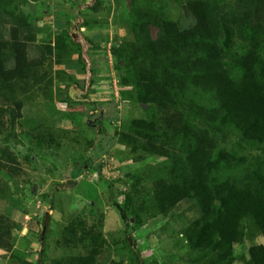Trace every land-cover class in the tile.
I'll use <instances>...</instances> for the list:
<instances>
[{
  "label": "trees",
  "instance_id": "obj_1",
  "mask_svg": "<svg viewBox=\"0 0 264 264\" xmlns=\"http://www.w3.org/2000/svg\"><path fill=\"white\" fill-rule=\"evenodd\" d=\"M165 4L130 0L137 39L124 45L118 58L123 82L130 87L122 93L151 114L132 119L118 141L134 153L161 159L128 173L133 181L127 182L122 202L114 200V183L106 180L110 201L125 223L132 264H143L134 232L157 217L168 218L183 201H192L198 209V216L179 230L198 256L195 264H235L237 258L264 264V243L256 242L264 238V161L243 165L242 158L219 141L220 129H228L237 137L236 145H257L264 154V0H186L182 9L189 25L171 18ZM5 20L11 24L0 28V95L14 104L9 123L15 125L23 106L16 99L17 87L21 89L38 62L30 57V41L22 36L15 11L0 21ZM238 29L246 31L248 41L240 50L230 44ZM72 41L81 45L78 33L72 34ZM118 50L113 47L115 55ZM92 126L102 132L100 122ZM36 136L47 146L55 141L47 130H38ZM4 160L0 154V171L7 166ZM73 184L65 181L61 186ZM85 224L81 218L72 221L60 241L82 251L49 263L98 264L107 244L103 221L86 230ZM20 230L19 223L0 212V247L10 251ZM42 236L43 231V241ZM246 240L252 242L248 256L237 257L235 246ZM20 260L46 264L47 258Z\"/></svg>",
  "mask_w": 264,
  "mask_h": 264
},
{
  "label": "rangeland",
  "instance_id": "obj_2",
  "mask_svg": "<svg viewBox=\"0 0 264 264\" xmlns=\"http://www.w3.org/2000/svg\"><path fill=\"white\" fill-rule=\"evenodd\" d=\"M5 1L0 18L15 11L22 22V36L30 41V57L38 64L21 89L17 87L16 99L23 106L15 125L9 123V108L15 106L0 95V154L9 166L0 171V212L21 225L13 248L0 247V264H23L20 259L35 263L40 257L52 264V258L82 251L60 242L64 229L78 218L86 223L85 230L103 221L107 244L98 264H132L125 223L110 201L106 180L114 183V200L122 202L127 182L133 181L128 173L161 159L134 153L118 141L132 119L151 115L122 93L130 87L123 82L118 58L123 46L137 39L131 27L130 0ZM185 1L165 0V8L171 18L189 25L182 9ZM7 22L0 21V28L10 26ZM75 32L88 41L80 40L82 49L72 41ZM244 33L238 29L230 38L233 48L240 50L247 44ZM113 47L119 49L118 55ZM85 88L86 96L77 98ZM98 122L100 133L92 126ZM38 130H47L55 141L47 146L36 136ZM220 130L221 145L241 157V164L264 161L262 147L238 146L232 132ZM65 181L74 184L64 188ZM197 216L196 205L183 201L168 218L157 217L135 231L134 247L143 264H195L198 256L191 253L179 230ZM256 242L264 243V238ZM251 244L246 240L236 245V256H248ZM235 264L245 263L237 258Z\"/></svg>",
  "mask_w": 264,
  "mask_h": 264
},
{
  "label": "built area",
  "instance_id": "obj_3",
  "mask_svg": "<svg viewBox=\"0 0 264 264\" xmlns=\"http://www.w3.org/2000/svg\"><path fill=\"white\" fill-rule=\"evenodd\" d=\"M25 219H26V221L28 222V221L30 220V215L27 214V215L25 216ZM25 228H27V225H25L24 229H25ZM23 231H24V230H23Z\"/></svg>",
  "mask_w": 264,
  "mask_h": 264
},
{
  "label": "water",
  "instance_id": "obj_4",
  "mask_svg": "<svg viewBox=\"0 0 264 264\" xmlns=\"http://www.w3.org/2000/svg\"><path fill=\"white\" fill-rule=\"evenodd\" d=\"M80 37V40H81V42L84 44V43H86L87 44V40H84V39H82V37L81 36H79ZM83 46V45H82ZM84 49V48H83Z\"/></svg>",
  "mask_w": 264,
  "mask_h": 264
},
{
  "label": "clouds",
  "instance_id": "obj_5",
  "mask_svg": "<svg viewBox=\"0 0 264 264\" xmlns=\"http://www.w3.org/2000/svg\"><path fill=\"white\" fill-rule=\"evenodd\" d=\"M88 42V41H87Z\"/></svg>",
  "mask_w": 264,
  "mask_h": 264
}]
</instances>
